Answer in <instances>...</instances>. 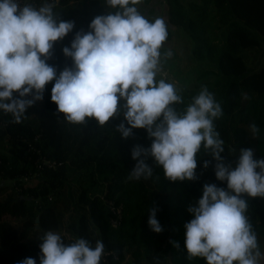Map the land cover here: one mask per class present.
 Wrapping results in <instances>:
<instances>
[{"label": "trees", "instance_id": "trees-1", "mask_svg": "<svg viewBox=\"0 0 264 264\" xmlns=\"http://www.w3.org/2000/svg\"><path fill=\"white\" fill-rule=\"evenodd\" d=\"M29 2L37 9L51 3L68 10H89L68 34L70 48L77 33L90 31L94 18L120 11L106 0ZM188 2L167 0L170 24L190 34L195 44L189 57L200 60L183 103L173 107L183 112L207 87L222 109L214 127L223 141L225 161L234 168L241 149L247 148L254 150L255 159H264V64L260 60L264 0ZM150 12L140 14L152 22L158 18L157 10ZM57 17L58 22L70 18ZM211 23L219 32L214 41V35H207ZM54 83L46 85L43 100L28 108L21 122L0 110V264H20L29 257L40 264L42 237H33L47 231L59 233L68 244L82 238L95 247L102 241L100 264H176L170 259L171 190L184 187L201 199L206 184L227 189V183L215 175L210 150L201 146L193 181L168 180L151 157L146 163L153 169L152 176L129 179L137 163L133 148L147 149L153 142L147 130L133 129L131 137L123 138L118 125L130 126L122 112L104 126L92 118L82 124L68 122L51 100ZM14 96L19 98L18 93ZM122 106L119 101L118 107ZM252 124L257 131H252ZM205 161L210 162L207 168ZM242 198L253 232L257 239H264V197L244 194ZM153 209L163 229L159 234L148 223ZM260 262L264 264V257Z\"/></svg>", "mask_w": 264, "mask_h": 264}, {"label": "clouds", "instance_id": "clouds-1", "mask_svg": "<svg viewBox=\"0 0 264 264\" xmlns=\"http://www.w3.org/2000/svg\"><path fill=\"white\" fill-rule=\"evenodd\" d=\"M106 3L120 11L94 18L89 32L76 34L71 48L63 49L74 68L57 77L47 59L54 43L72 32L75 23L58 22L51 3L37 9L21 6L19 0H0V110L21 122L27 109L43 100L46 85L55 80L51 100L70 123L92 118L104 126L122 112L130 126L118 125L123 138L131 137L133 129H146L153 141L150 148H133L137 163L129 179L151 177L153 169L146 163L151 157L168 180L193 181L203 145L216 162L217 179L226 182L227 189L206 184L198 207L188 209L194 215L185 224L189 258H204L207 264H259L262 253L244 214L248 205L242 196L264 197V159H255L254 150L247 148L241 149L234 168L225 161L223 141L214 127L222 109L207 87L183 112L173 107L183 103L176 86L156 80L160 49L168 36L163 18L150 22L135 7L139 0ZM166 55L171 57L172 52ZM250 127L258 130L255 124ZM209 163L205 161L204 167ZM148 223L155 233L163 231L155 209ZM40 249V264H100L104 254L102 241L95 247L82 238L68 244L55 231L44 234ZM20 264L37 262L29 257Z\"/></svg>", "mask_w": 264, "mask_h": 264}, {"label": "rangeland", "instance_id": "rangeland-1", "mask_svg": "<svg viewBox=\"0 0 264 264\" xmlns=\"http://www.w3.org/2000/svg\"><path fill=\"white\" fill-rule=\"evenodd\" d=\"M101 2H103L101 4H104V1ZM90 6L94 5L90 4ZM135 7L138 8L139 6ZM156 8L159 11L157 17L164 19L167 26V32L168 30L172 29L171 37H167L166 41L160 49V71L156 76V80L159 81L160 79H164L166 82L174 84L176 86L178 94L185 98V91L192 81L193 76H196L194 75L196 73V71L194 70H196L200 66V60L198 61L196 57H189V54L192 51V46L195 43L193 39H190V34L188 32H184L183 29H177L170 24L166 15V6H156ZM88 12L89 10L85 11L82 9L78 11L76 8L68 10L63 6L54 7V14L56 16L63 15L67 18L70 17L69 20H66V22H74V28L78 27L81 24L82 17ZM207 35H214V37H212V40L216 37H219V32L216 30L213 23L210 24ZM68 40L69 35H67L62 40L55 42L53 49L51 50V56L49 59H47V63L49 64V66L56 69L57 77L66 68H74V61L70 57L65 56L63 52V49L65 47L70 48ZM168 51L172 52L171 57H167L166 54ZM65 59H67L68 61L71 60L73 63L70 64L69 62H65ZM260 60L264 64V56H262ZM53 82H55V80H53ZM121 101L124 104V101ZM169 197L170 201L173 203L171 218L173 224V236L170 259H172V261H174L176 264H207V261L204 258L197 257L190 259L185 244V224L194 219V215L190 213L188 209L190 207H198L199 198L190 195L184 189V187L171 190ZM45 233L46 232H41L38 235L34 236L33 239H39L43 237ZM173 242L178 244L179 247L174 246ZM257 242L259 245V250L262 253V257H264V239L258 238ZM259 264H261L260 261Z\"/></svg>", "mask_w": 264, "mask_h": 264}, {"label": "crops", "instance_id": "crops-1", "mask_svg": "<svg viewBox=\"0 0 264 264\" xmlns=\"http://www.w3.org/2000/svg\"><path fill=\"white\" fill-rule=\"evenodd\" d=\"M187 2H185L187 5H188V1H191V0H185ZM199 3L203 2V0H198ZM136 6H139L137 9L138 11L141 13L142 11L146 12V13H150V11L152 9H156V6H166L167 7V0H149L148 2L144 1V0H139V3L136 4ZM168 8V7H167ZM158 10L157 12L155 13L156 15H158ZM166 15H167V11H166ZM167 19L169 21V17L167 15Z\"/></svg>", "mask_w": 264, "mask_h": 264}, {"label": "built area", "instance_id": "built-area-1", "mask_svg": "<svg viewBox=\"0 0 264 264\" xmlns=\"http://www.w3.org/2000/svg\"><path fill=\"white\" fill-rule=\"evenodd\" d=\"M19 3L21 4V6L25 5V4H29V0H19Z\"/></svg>", "mask_w": 264, "mask_h": 264}]
</instances>
